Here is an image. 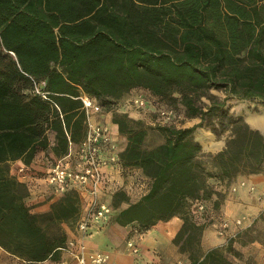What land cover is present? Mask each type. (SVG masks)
Masks as SVG:
<instances>
[{
    "label": "trees",
    "instance_id": "1",
    "mask_svg": "<svg viewBox=\"0 0 264 264\" xmlns=\"http://www.w3.org/2000/svg\"><path fill=\"white\" fill-rule=\"evenodd\" d=\"M135 88L157 102L177 100L185 116L199 120L159 123L164 139L147 147L145 121L113 112L126 138L120 161L150 179L135 201L122 189L113 194V219L145 230L178 215L183 223L173 242L189 264H237L233 239L203 249L206 224L191 203L220 195L209 178L264 171V133L230 106L233 98L264 105V0H0V246L6 251L30 262L59 261L68 238L61 224L77 221L82 210L76 189L60 193L48 210L28 205V185L11 172V162L30 165L39 150L52 151L51 159L66 155L85 136L83 95L104 108ZM203 127L216 135L229 131L209 159L197 137Z\"/></svg>",
    "mask_w": 264,
    "mask_h": 264
},
{
    "label": "built area",
    "instance_id": "2",
    "mask_svg": "<svg viewBox=\"0 0 264 264\" xmlns=\"http://www.w3.org/2000/svg\"><path fill=\"white\" fill-rule=\"evenodd\" d=\"M39 91V88H37ZM84 107L87 113L86 132L83 139L78 144H71L68 153L62 157L47 158V168L40 176L31 177L26 171L28 165L19 167V175L25 177L28 185L31 179H36L53 187L58 193H63L70 189H76L82 197V210L76 222L78 235L68 237L63 251L74 256L81 264H103L110 260L107 251H90L86 238L93 229L110 221L115 215V207L111 202L113 194L118 190H125L128 193L137 192L142 196L148 188L146 177L141 176L135 167H126L119 159L121 148L116 133L111 124L97 120L95 111L103 110L101 104L91 96L83 95ZM138 105H145L144 97L136 98ZM160 116L165 123L171 122L175 116L172 107L159 110ZM130 173L133 176L132 184L122 186L114 181L113 170ZM133 174V175H132ZM29 188V186H28ZM207 208V203L203 198L192 200V212L203 214ZM245 227L242 218L231 221L227 217L221 218L217 223V234L223 237L227 243L235 238ZM145 230L133 227L131 235L126 239L128 250L133 255L140 254L141 248L138 238L144 234ZM60 264H66L60 260Z\"/></svg>",
    "mask_w": 264,
    "mask_h": 264
},
{
    "label": "crops",
    "instance_id": "3",
    "mask_svg": "<svg viewBox=\"0 0 264 264\" xmlns=\"http://www.w3.org/2000/svg\"><path fill=\"white\" fill-rule=\"evenodd\" d=\"M109 124H111L113 131L116 133L115 137H117L119 147L123 148L126 140L124 142L119 140L117 125L113 123L112 119ZM197 137L201 142L202 140L199 137L198 131ZM47 153H52V151L39 150L30 164H33L43 155L47 156ZM23 165L25 164L21 159L11 162V172L22 181L25 180V177L18 174V168ZM135 168L141 176L146 177L140 167ZM113 173L117 181L122 182L120 181L122 174H119L116 169L113 170ZM147 181L149 182L150 179L148 180L147 178ZM215 183L213 187L217 188L216 190L220 192V195L214 193L211 197L215 208L207 210L201 217L195 216L198 221L206 224L201 239L203 249L205 250L225 243L223 237L219 236L215 229V220H217L218 215L222 214L231 221H234L236 218H242L245 227H247L264 213V171L240 174L230 181L215 178ZM41 184L44 185V183ZM58 197L59 195L55 199ZM35 198L38 199L37 201H40L35 207L37 210L49 209L51 202L55 200L54 198H50L47 193H44L40 196L35 195V197L32 194H28L25 201L30 205L29 201ZM130 198L132 201H135L132 197ZM216 201H218V205H215ZM117 211L116 209L115 214ZM182 223L183 219L175 215L169 220H159L145 229L144 234L138 238L141 248L138 255L131 254L126 244V239L131 235L132 228L138 227L136 222L122 225L112 218L107 223L93 229L87 236L86 242L90 251H107L110 254V260L103 264H162L166 263V261H169L170 264H177L176 261L179 264H189L190 259L188 255L185 252H181L178 245L173 242V238L181 228ZM63 227L68 237H76L78 235L76 228L74 230L66 223L63 224ZM0 249L6 251L2 246H0ZM60 260L65 261L66 264H81L74 256L63 250L61 251ZM60 260H45L43 263L60 264ZM260 263L262 264V262Z\"/></svg>",
    "mask_w": 264,
    "mask_h": 264
},
{
    "label": "rangeland",
    "instance_id": "4",
    "mask_svg": "<svg viewBox=\"0 0 264 264\" xmlns=\"http://www.w3.org/2000/svg\"><path fill=\"white\" fill-rule=\"evenodd\" d=\"M212 91L218 94L219 96H223V93L219 90L213 89ZM139 96L145 98L146 100L145 105H138L136 103L135 100ZM170 106L176 107L179 111V113L175 115L171 121L178 126L191 125L199 120V117L189 118L185 116L181 111V104H179L177 100H173L171 98L166 97L161 99L160 102L159 101L157 102L153 100L151 94L146 89L143 88L133 89L128 94L115 100L114 104H112L111 107L104 106L103 110L95 111L94 116L97 120L106 123H109L111 121L113 117V112L115 111L126 112L129 116L134 118H142L145 121L146 125L148 126V135L146 137L145 146L151 147L160 143L164 139L162 134L157 129V125L159 123L160 124L165 123L163 121V118L160 116L159 110ZM230 106H231V110L234 113L241 114L251 126L259 128L264 133V122H262L264 120V105L258 104L256 102L238 100L236 98H233L230 100ZM198 132H199V137L202 140L201 142L203 148L207 152L204 155V159H209L208 153L216 152L220 148H222L225 144V140L227 136L229 135V131H224L223 133L216 135L215 133L211 132L208 128H204V127L199 129ZM118 136L120 141L124 142L126 140L125 136H123L122 134L118 133ZM47 158H49L48 155L47 156L43 155L39 157V159L36 160L33 164L28 165L26 169L28 175L30 174L31 177L33 176L37 177L42 175L47 168V163H46ZM208 166H210L209 163ZM118 173L121 174L120 172ZM130 173H134V172L133 171L128 173L127 171L122 172V176L120 178V181L122 182H119V184H122V186L124 185L127 186L128 184H132L133 176H130ZM114 181L118 182L116 177L114 178ZM29 182H30L28 184L29 194H32L34 197L35 195L40 196L44 193H47L50 198L55 199L58 195H60V193H58V191H56L53 187H50L46 184H44L45 185L44 187V185L38 182L36 179H33V181L30 179ZM209 182L212 186L216 184L215 178H209ZM127 194L130 197H132L134 200L140 197L135 191L132 192L131 194L127 192ZM37 200H38L37 198L30 200L29 201L30 206L36 207L40 202ZM204 200L207 203V208L203 213H206L207 210H211L215 208L213 204V199H211V197H208ZM202 215L204 214L196 213V216L198 217H201ZM223 217L225 216H223L222 214L220 216L219 215L217 216V220H215L216 223L215 229H217V223ZM76 222L77 221L63 222L61 225L63 227V224L66 223L69 226H71L72 229L75 230ZM227 244L228 242L227 243L225 242L223 245H227ZM233 246L241 254L240 256L235 257L237 264H245V262L248 259L252 260L253 262H256L257 264H261L260 262L264 264V215H260L250 225L244 227L239 232V234L235 238H233ZM176 263L179 264L177 261ZM0 264H44V263L26 261L9 252L4 251L3 249H0ZM162 264H170V263L169 261H166V263H162Z\"/></svg>",
    "mask_w": 264,
    "mask_h": 264
}]
</instances>
